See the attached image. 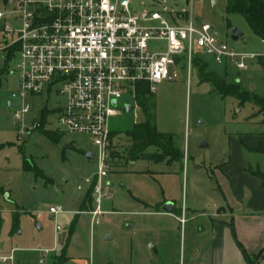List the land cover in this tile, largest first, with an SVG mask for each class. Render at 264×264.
<instances>
[{
  "label": "rangeland",
  "instance_id": "1",
  "mask_svg": "<svg viewBox=\"0 0 264 264\" xmlns=\"http://www.w3.org/2000/svg\"><path fill=\"white\" fill-rule=\"evenodd\" d=\"M142 1L133 0L135 9L143 8ZM6 2L8 9L13 7L12 0H0V9ZM165 5L189 8L186 0H166ZM226 8L227 0L195 2V19L211 24L219 38L238 51L264 52L262 40L244 17L229 15ZM234 29L244 34L239 41L232 39ZM194 61L199 63L193 64L190 77L185 67H179L176 79L150 87L154 123L160 132L173 136L174 146L184 155V172L182 167L168 168L130 156L128 130L145 122L146 115L134 97L125 94L119 107L130 105V112L110 121L114 147L103 182L109 196L104 215L92 225L95 204L87 181L96 180L99 170L97 147L85 135H64L57 143L44 133L57 128L59 111L66 103L55 91L27 99L33 108L25 118L29 126L41 123L36 111L46 108L49 116L43 130L33 127L20 135L13 118L20 105L11 96L17 89L14 62H5L0 53V264H135L138 252L149 255L151 264H179L185 232L192 239L197 224L212 215L220 201L215 165L227 163L235 153L254 108L264 110V104L214 91L212 72L233 84H239L236 75L241 73L242 85L248 88L249 70L226 69L205 53H197ZM88 152L95 155L92 161ZM257 156L261 162L252 169L264 174V155ZM25 160L33 170H25ZM163 203H172L174 214L162 211ZM57 206L64 213L50 214V208ZM182 210L187 225L177 219Z\"/></svg>",
  "mask_w": 264,
  "mask_h": 264
},
{
  "label": "built area",
  "instance_id": "2",
  "mask_svg": "<svg viewBox=\"0 0 264 264\" xmlns=\"http://www.w3.org/2000/svg\"><path fill=\"white\" fill-rule=\"evenodd\" d=\"M202 1L186 0L189 8L180 10L178 5L169 8L166 0H145L137 10L133 0H12L11 9L8 2L0 9V53L6 62L12 51V74L17 76L11 96L20 105L13 114L19 134L40 126L25 121L33 112L27 99L55 91L66 98L55 130L88 136L99 151L96 180L87 181L95 204L92 225L104 215L109 196L103 182L114 147L110 121L126 112V106L119 107L125 94L135 99L139 84L148 83L152 90L174 80L179 67L190 77L197 53L239 70L264 57L237 51L211 24L198 23L194 4ZM49 212L57 216L64 210L57 206Z\"/></svg>",
  "mask_w": 264,
  "mask_h": 264
},
{
  "label": "crops",
  "instance_id": "3",
  "mask_svg": "<svg viewBox=\"0 0 264 264\" xmlns=\"http://www.w3.org/2000/svg\"><path fill=\"white\" fill-rule=\"evenodd\" d=\"M259 54L264 55V52ZM247 70L248 88L242 85L241 73L236 75V81L244 90L264 99V57L249 60ZM254 109L256 112L245 122V134L238 140L235 153L229 156L227 163L214 167L220 201L213 214L197 224L192 239L187 238L185 232L179 264H250L249 258L257 257H260L257 264H264V184L250 172L256 161L261 162L257 155L264 154L245 149V146L256 148L264 143V112ZM181 167L184 172L185 167ZM168 214H174V205ZM177 219L182 224L188 223L184 210ZM136 256L135 264H151L149 255L138 252Z\"/></svg>",
  "mask_w": 264,
  "mask_h": 264
},
{
  "label": "trees",
  "instance_id": "4",
  "mask_svg": "<svg viewBox=\"0 0 264 264\" xmlns=\"http://www.w3.org/2000/svg\"><path fill=\"white\" fill-rule=\"evenodd\" d=\"M226 11L229 15H240L244 17L253 33L264 40V2L262 0H227ZM11 53L12 51L8 52V60L12 59ZM194 63L198 64L199 62L194 61ZM212 73L217 76L211 79V81L214 82V91L219 92L222 96H233L238 98L241 102L252 100L260 104H264L263 98L251 94L246 90H241L243 88L240 84L228 83L224 76L220 77L217 73ZM206 75H208V73ZM219 79L224 82L221 83ZM135 101L140 109L145 113L146 121L143 123H137L134 125L132 130H128V136L132 142L129 151L130 156L133 157L135 161L143 160L153 162L155 164L164 163L168 168L181 167L184 155L174 146L173 136L160 132L154 123L155 114L151 98V90L148 83L138 85ZM262 112H264V110ZM39 114L42 118L39 129L43 130L47 125L49 112L46 108H42L39 110ZM44 133L52 141L57 143L64 138V134L56 130H47L44 131ZM112 137H114V132H112ZM150 148H155V152H148ZM245 149L248 152L264 154V143L260 144L256 148L245 146ZM31 167L32 165L30 162L25 160V170H33V167ZM250 172L254 176L262 179L264 184L263 173L253 169H250ZM89 192L92 197L93 187L89 188ZM259 258L260 257L254 259L249 258V263L257 264Z\"/></svg>",
  "mask_w": 264,
  "mask_h": 264
},
{
  "label": "water",
  "instance_id": "5",
  "mask_svg": "<svg viewBox=\"0 0 264 264\" xmlns=\"http://www.w3.org/2000/svg\"><path fill=\"white\" fill-rule=\"evenodd\" d=\"M243 32H241L240 30L238 29H234L233 30V34H232V39L234 41H239L242 37H243ZM9 107H11V104H9ZM126 111L129 113L130 112V105H126ZM67 145H65L66 147ZM203 147L204 146H207V144L203 143L202 145ZM86 157L88 160L92 161L93 160V157H94V154L91 153V152H88L86 154ZM163 211L167 212V213H170L172 212L173 210V204L172 203H167L163 208H162ZM109 240V237L107 238Z\"/></svg>",
  "mask_w": 264,
  "mask_h": 264
}]
</instances>
